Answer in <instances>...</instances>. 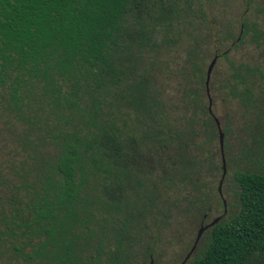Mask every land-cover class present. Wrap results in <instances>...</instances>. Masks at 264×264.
I'll return each mask as SVG.
<instances>
[{"label":"trees","instance_id":"obj_1","mask_svg":"<svg viewBox=\"0 0 264 264\" xmlns=\"http://www.w3.org/2000/svg\"><path fill=\"white\" fill-rule=\"evenodd\" d=\"M217 3L0 0V93L29 151L25 174L0 182V264H158L151 232L196 218L212 193L222 202L216 97L249 93L246 74L264 81V60H230L208 94L210 52L228 59L215 45L248 32L242 19L233 39ZM224 155L227 167L225 141ZM234 178L238 210L184 264H264V174Z\"/></svg>","mask_w":264,"mask_h":264},{"label":"rangeland","instance_id":"obj_2","mask_svg":"<svg viewBox=\"0 0 264 264\" xmlns=\"http://www.w3.org/2000/svg\"><path fill=\"white\" fill-rule=\"evenodd\" d=\"M216 1L218 3L212 12L222 17H219L222 22L228 18L232 20L233 39L238 36L242 19H245L248 28L245 42L239 44L238 47H231V41L214 47L219 54L230 48L228 59L218 57L210 77L212 89L214 91L217 89L216 92L219 94L218 89L227 79H230V73L233 72L230 60L235 65L239 63H246L249 67L262 65L264 33L258 41L252 34L254 28L264 31V0ZM210 54L211 60L215 55H213V49ZM246 87L250 90L249 93L242 90L231 100L225 101V96H217L214 107V114L221 121L220 126L225 128L227 174L222 184V195L226 202L227 214L223 219H228L239 208L238 185L234 172L239 170L264 174V81L259 75L247 73ZM9 98L8 92L4 98L0 93V182L10 179L11 174H25L21 170L24 167L21 163L29 156V151L22 149L15 139L16 134H20L23 130V124L15 114L7 109L8 103L10 104ZM9 194L8 187L0 185V202L5 201ZM206 208V210L197 211L196 218L184 219V221L176 219L167 228L150 233L146 246L153 248L151 257L158 261V264H179L194 241L203 219L202 215L208 214L205 220V223H208L222 213L223 206L217 193H212ZM207 238L208 232L206 231L200 237L193 252L194 255L203 251Z\"/></svg>","mask_w":264,"mask_h":264},{"label":"water","instance_id":"obj_3","mask_svg":"<svg viewBox=\"0 0 264 264\" xmlns=\"http://www.w3.org/2000/svg\"><path fill=\"white\" fill-rule=\"evenodd\" d=\"M216 61H217V55H214L212 57V59L210 60L209 64L207 65V69H206L205 84H206V88H207L208 94H209L210 77H211V74H212V70H213V68H214V66L216 64ZM216 122H217L218 128H219V146H220L221 161H222V174H221V178H220V181L218 183V186H217V191H218L219 195L222 198V202H223V206H224V212H226V209H227L226 208V202H225V199L223 198V195H222V183H223V179L225 177L226 170H227L226 159H225V155H224V133H223L222 128L220 126V122H219V120L217 118H216ZM219 220H220V216H217V217L213 218L207 224L202 225V226H200L198 228L196 236H195V239H194V242H193L192 246L190 247V249L188 250V252L186 253V255L184 256V258L182 259V261L180 262V264H184L190 258V255L195 250L196 245H197L202 233L206 229H208V228L214 226L216 223H218Z\"/></svg>","mask_w":264,"mask_h":264},{"label":"flooded vegetation","instance_id":"obj_4","mask_svg":"<svg viewBox=\"0 0 264 264\" xmlns=\"http://www.w3.org/2000/svg\"><path fill=\"white\" fill-rule=\"evenodd\" d=\"M227 214V209H226V212H224V206H223V211H222V213L220 214V215H218V216H220V220L225 216ZM207 219V217H206V215H204L203 216V220L200 222V226H202V225H205V224H207V223H205V220ZM206 231V230H205ZM204 231V232H205ZM203 232V233H204ZM202 233V234H203Z\"/></svg>","mask_w":264,"mask_h":264}]
</instances>
